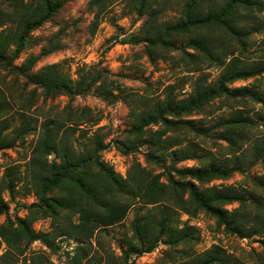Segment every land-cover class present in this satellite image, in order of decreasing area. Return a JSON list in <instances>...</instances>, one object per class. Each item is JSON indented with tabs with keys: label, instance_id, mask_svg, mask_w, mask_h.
Here are the masks:
<instances>
[{
	"label": "rangeland",
	"instance_id": "374dc122",
	"mask_svg": "<svg viewBox=\"0 0 264 264\" xmlns=\"http://www.w3.org/2000/svg\"><path fill=\"white\" fill-rule=\"evenodd\" d=\"M32 1L40 0H24ZM94 1L66 0L51 19L26 37L20 55L12 59L17 44L8 36L19 33L18 22L11 21L19 7L13 0H0V32L4 31L1 37L9 45L6 59L0 62V91L9 103L7 138L20 129H33L11 148L0 151V185L4 180L14 183L13 193L3 191L9 206L7 213H0V226L8 216L32 220L35 215L38 218L32 226L36 232L53 227L58 232L61 226L70 229L71 223L79 224L75 237L58 233L50 245L38 239L27 249L28 255L41 253L55 264H182L215 244L224 248L234 264H264V231L258 233L264 228V70H260L264 63V0H237V31H227L222 25L198 30L212 46V59L191 46L188 32H167L168 26L184 21L189 0H150V10L157 12L153 18L149 12L136 10L135 0H107L98 7ZM228 1L200 3L206 12ZM234 57L252 74L229 85L233 94L216 96L201 110L175 117L194 120L198 128L208 127L209 135H198L185 126L172 130L161 120L138 133L129 132L142 112H156L167 95L183 99L196 83L214 86ZM32 61V73L56 64L60 74L74 81L88 83L95 78L97 82L84 94L49 96L16 69H26ZM222 117L238 119L240 125L234 131L243 137L238 147L220 137L225 130L218 127ZM50 119L55 120V127L61 124L60 136L66 133L62 137L76 153L88 156L103 142V149L95 156L123 178L102 182L103 191L107 190L103 207H109L102 217L63 210L53 222L52 216L42 217L45 211L33 207L40 199L28 164L42 123ZM160 132L167 138L161 143L157 142ZM167 145L164 165L151 158L150 152ZM186 146L196 152L191 159L175 162L169 156L172 149ZM210 158L237 167L228 177L215 178L205 187H230L245 194V202L228 203L225 208L236 210L237 218L244 217L246 235L228 229L217 216L197 211L188 193L167 189V178L179 177L174 166H194ZM55 159V153L49 155L50 161ZM88 169L96 173L99 167L92 164ZM159 174V186L167 184L164 189L170 193L157 203H147L141 194ZM62 188L78 190L72 184ZM58 194L56 189L48 193ZM182 201H186L184 208L178 205ZM164 210L173 215L180 229L194 231L192 239L176 246L159 239L150 251H132L131 244L139 239L133 227L135 219L147 226L145 238L151 239L158 232L157 222ZM5 249L2 243L0 255ZM17 264H24V258Z\"/></svg>",
	"mask_w": 264,
	"mask_h": 264
},
{
	"label": "trees",
	"instance_id": "16d2710c",
	"mask_svg": "<svg viewBox=\"0 0 264 264\" xmlns=\"http://www.w3.org/2000/svg\"><path fill=\"white\" fill-rule=\"evenodd\" d=\"M10 1V0H6ZM15 7H19L11 19L12 22H18L19 33H14L8 38L12 39L17 48L13 51L12 59L18 57L21 53L22 44H25V39L29 34L41 26L42 23L51 19L63 6L66 0H40L35 2H24V0H13ZM96 1V2H95ZM94 7L102 6L107 0H95ZM150 0H135V8L140 13H150V17H154L156 10H150ZM203 4L200 0H189L186 6L184 21L168 26L167 32L181 31L188 32L190 36L191 46L202 51L212 59V46L210 42L203 36L198 34V30L202 28H212V25H222L227 31L239 30L234 23L236 22L235 11L237 9L238 1L229 0L218 9L209 8L204 11ZM2 17V15H0ZM5 24V22H1ZM0 32V62L6 59V50L9 47L5 44V40L1 37ZM49 50L48 52H50ZM34 61L31 62L28 68H20L17 70L22 72L24 76L29 79L31 83H37L49 96H57L67 94L74 96L77 94H84L92 89L97 82V79L92 78L91 81L86 83L85 80L74 81L70 77L60 74L57 70V65H48L36 72H30ZM264 70V63L260 70ZM261 70V71H263ZM252 72L240 67L239 59L234 57L225 67L223 73L218 78L214 86L212 84L205 85L196 83L190 95L183 99H177L171 93L164 98L163 102L156 106V112L152 111L142 112L137 119L136 123L129 130L130 133H138L143 128L152 123H157L159 120L163 121L164 125L169 129H179L185 126L191 129L198 135H209L208 127L196 126L194 120H184L181 117L185 114H190L194 110H201L204 106L209 105L212 98L216 96L233 94L230 84L233 82L247 78ZM9 110V103L7 98L0 91V151L11 148L16 142L29 134L33 129H20L13 137L9 136L10 124L6 122L5 115ZM167 116H171L167 117ZM220 128L225 130L220 132V137L227 140L230 145L238 147L239 142L242 140L241 133L235 132L234 128L239 126L236 117L225 118L222 117L218 124ZM61 124L55 127V120H47L42 123L41 131L37 142L33 148L31 159L29 162V175L32 178L35 193L40 199L38 204L33 207L37 211H45L42 217L52 216L53 222L57 221L60 212L63 210H74V213H81L87 217L94 216L100 218L106 212L103 206L104 198L106 199V191L102 182H109L116 180V178L123 179L119 174L115 173L113 169L101 163L97 156L100 150L103 149V142L99 143L92 151V154L85 156L82 152L76 153L74 148L67 143L59 134ZM65 137V136H64ZM163 134H158L157 142L161 143V139L165 141L167 138H162ZM156 142V143H157ZM170 146L160 148L157 151L150 152L151 158L155 161L164 163L166 162V151ZM264 150V149H263ZM56 154L58 159L53 161L49 160V155ZM169 156L175 158L177 161H184L191 159L196 155L195 150L191 146L174 148L168 152ZM167 154V156H168ZM256 158L259 157V152H256ZM92 164L98 165L99 170L96 173H91L88 169ZM174 169L179 174L178 179L174 176L167 178L169 181L168 188L177 194L178 191L188 193L192 198L190 199L195 204L197 211H205L208 214L217 216L226 227L240 235H246L245 230L247 227L243 226L244 217H236L237 211H230L225 208V205L235 201L245 202V194L236 190L235 188L223 187H205L207 183L215 178H226L237 170L235 166H229L224 163H217L212 158L203 160L194 166H185L183 168ZM16 175V174H15ZM161 174L155 176L148 184H146L141 196L145 198L147 203H157L162 197L168 195L165 187L159 186ZM65 184L73 187H78L76 192H71L67 188H62ZM7 189L13 193L14 183L10 180H4L0 185V213L8 212V202L6 201L3 191ZM60 190V194L56 196L48 195L49 192ZM103 191V192H102ZM180 196V195H179ZM189 197V198H190ZM109 202V201H108ZM186 201H182L180 207L184 208ZM110 203V202H109ZM111 206V205H110ZM93 207L99 208V212H90ZM90 208V209H89ZM38 213V212H36ZM112 216L110 215L109 218ZM35 215L32 220L16 217L13 220L10 216L0 226V245L5 243L6 249L0 255V264H17L21 257L24 258V264H55L48 256L41 253L28 255L27 249L30 244L36 240H41L46 244H51L50 239L59 236V234L75 237L80 229L79 224L71 223V228L65 229L60 227V231L56 232L52 228L47 232H36L33 229L32 222L37 219ZM240 218V219H239ZM115 217H112L114 221ZM158 223V232L156 235L149 239L145 238L147 226L141 224L139 218H136L133 224L135 233L138 235V243L131 244V250L136 252L152 250L159 239H163L166 243L176 246L181 242H187L192 239L194 231L186 232L180 229L174 220L172 214L163 211ZM264 228H261L258 233H262ZM129 252H126L127 258ZM231 256L226 254V251L221 246L215 244L204 252L192 256L190 260L182 264H234L231 262Z\"/></svg>",
	"mask_w": 264,
	"mask_h": 264
}]
</instances>
